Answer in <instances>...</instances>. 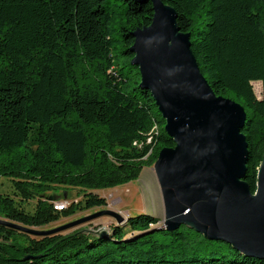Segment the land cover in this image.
Masks as SVG:
<instances>
[{
	"label": "trees",
	"instance_id": "1",
	"mask_svg": "<svg viewBox=\"0 0 264 264\" xmlns=\"http://www.w3.org/2000/svg\"><path fill=\"white\" fill-rule=\"evenodd\" d=\"M162 1L191 34L216 94L247 111L244 179L255 192L264 155V0ZM153 16L150 0H0V177L20 197L0 184V218L39 228L104 207L90 190L137 180L145 163L175 146L132 63L133 32ZM60 185L87 192L58 210L47 192ZM31 200L34 211L25 207ZM159 222L137 214L110 234L44 237L0 224V264H264L186 225L153 228Z\"/></svg>",
	"mask_w": 264,
	"mask_h": 264
},
{
	"label": "water",
	"instance_id": "2",
	"mask_svg": "<svg viewBox=\"0 0 264 264\" xmlns=\"http://www.w3.org/2000/svg\"><path fill=\"white\" fill-rule=\"evenodd\" d=\"M150 1L152 23L133 32L131 53L140 85L151 92L166 121L165 131L175 142L162 148L155 162L165 209L164 226L158 229L186 225L209 240L225 241L243 254L264 259V155L253 192L244 179L247 111L213 90L192 51L191 34L178 25L176 10L162 0ZM104 215L117 224L129 221L104 209L47 230L3 218L0 224L44 237Z\"/></svg>",
	"mask_w": 264,
	"mask_h": 264
},
{
	"label": "rangeland",
	"instance_id": "3",
	"mask_svg": "<svg viewBox=\"0 0 264 264\" xmlns=\"http://www.w3.org/2000/svg\"><path fill=\"white\" fill-rule=\"evenodd\" d=\"M254 88L257 95L262 96L261 83L254 82ZM157 131V128H154ZM152 130L150 134L154 131ZM151 137L148 142H151ZM156 162V161H155ZM155 162H148L143 165L140 177L129 183L118 185L106 189H93L90 192L95 193L107 200V205L101 208H93L89 210H79L69 217H62L59 221L36 229L47 230L89 216L93 213L104 209H110L120 213L125 220L137 214H150L160 219V222L153 225V228H161L164 226L165 209L162 198L161 187L155 172ZM12 180L0 177L1 188L4 193L12 195L16 200L19 196L14 195ZM85 189L73 188L60 185L55 189L47 192L48 197H53L51 202L58 210H70L71 205L82 201L85 197ZM89 192V191H88ZM36 200L25 203L27 210L34 211ZM62 206V207H59ZM59 207V208H58ZM124 221L121 225H125ZM117 225V221L111 216H100L85 223H82L72 229L63 231V234H69L75 230H87L98 234H110L112 227Z\"/></svg>",
	"mask_w": 264,
	"mask_h": 264
},
{
	"label": "built area",
	"instance_id": "4",
	"mask_svg": "<svg viewBox=\"0 0 264 264\" xmlns=\"http://www.w3.org/2000/svg\"><path fill=\"white\" fill-rule=\"evenodd\" d=\"M59 207H62V206H59ZM59 207H58V208H59Z\"/></svg>",
	"mask_w": 264,
	"mask_h": 264
}]
</instances>
